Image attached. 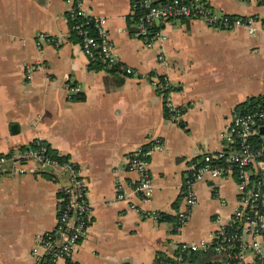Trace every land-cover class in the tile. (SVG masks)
Returning a JSON list of instances; mask_svg holds the SVG:
<instances>
[{
    "label": "crops",
    "instance_id": "0c3cea01",
    "mask_svg": "<svg viewBox=\"0 0 264 264\" xmlns=\"http://www.w3.org/2000/svg\"><path fill=\"white\" fill-rule=\"evenodd\" d=\"M206 1L217 10L253 17V33L244 26L171 19L163 26L166 38L146 47L133 24L137 0H82L88 12L106 17L122 64L136 71L128 74L101 61L90 66L69 27V1L0 0V153L40 137L53 153L75 160L88 184L89 226L58 264H152L154 255L171 256L180 240L206 237L214 227L219 199L203 180L194 184L196 202L186 221L174 230L183 204L180 185L201 153L220 146L219 134L231 114L243 109L240 103L264 94V0ZM38 31L62 40L44 44L46 67L27 76L23 66ZM158 51L164 63L156 61ZM148 72L165 73L173 82L170 98L180 107L175 121L143 77ZM68 82L81 86L71 100ZM258 131L264 139V122ZM154 136L164 147L148 158L151 195L134 199L166 215L157 221L117 198L116 188L117 181L126 188L136 181L125 160ZM260 164L264 168V153ZM61 183L46 171L0 173V264H38L30 249L36 234L55 225ZM218 189L226 212L234 199L233 176L220 179ZM195 254L186 264H225L209 250Z\"/></svg>",
    "mask_w": 264,
    "mask_h": 264
},
{
    "label": "built area",
    "instance_id": "2783aa9c",
    "mask_svg": "<svg viewBox=\"0 0 264 264\" xmlns=\"http://www.w3.org/2000/svg\"><path fill=\"white\" fill-rule=\"evenodd\" d=\"M67 1L71 3L67 15L70 30L77 35L87 58L100 60L106 66L128 74H136L131 66L122 64L106 28V17L88 12L82 0ZM134 13L135 30L146 47L166 38L163 26L171 19H199L214 28L244 26L250 34L254 30L253 17L217 10L206 0H137ZM261 25L264 29V25ZM61 40L59 34L36 32L34 50L23 66L25 75L46 67L41 54L45 43L58 45ZM155 59L161 63L165 61L161 51L156 53ZM143 77L160 92L165 115L175 121L180 107L173 104L170 98L173 82L165 73L157 75L148 72ZM80 89L78 83L68 82L67 98L73 99ZM263 122L264 104L238 109L231 114L219 134L220 146L201 153L191 170L184 175L180 185L183 204L175 212L173 222L174 230L180 229L196 202L194 184L204 180L219 199V206L212 215L214 227L206 237L180 240L171 256L154 255L152 264H186L183 255L208 250L219 254L225 264H264V168L260 164L264 139L258 131ZM163 147V140L154 136L143 146L135 148L127 156L125 166L137 173L136 181L127 188L122 182H116L117 198L128 200L132 208L139 210L141 217L153 221L159 219L160 213L141 207L134 196L143 200L150 197L152 182L148 158ZM28 162H31L30 166ZM40 171L57 175L63 183L58 188L55 225L35 235L30 254L38 264H58L73 252L89 226L91 203L88 184L81 166L75 160L53 153L48 143L40 137L0 153V173ZM228 176L234 178V199L229 210L224 212L226 201L220 197L218 181Z\"/></svg>",
    "mask_w": 264,
    "mask_h": 264
},
{
    "label": "trees",
    "instance_id": "16d2710c",
    "mask_svg": "<svg viewBox=\"0 0 264 264\" xmlns=\"http://www.w3.org/2000/svg\"><path fill=\"white\" fill-rule=\"evenodd\" d=\"M260 22L264 25V17L260 18ZM99 63H100V60H91L90 66H98ZM258 104L260 105L264 104V94L249 96L244 102L240 103V107L243 108L242 110H244V109L252 108ZM163 217H166V215L161 213L159 219H162ZM197 255L198 254H195V252H192L187 255H183L182 259L185 261V263H189L192 260H194ZM205 255L208 258V254H205ZM208 263H210V261H203V264H208Z\"/></svg>",
    "mask_w": 264,
    "mask_h": 264
}]
</instances>
